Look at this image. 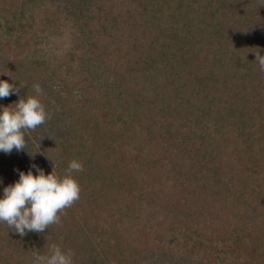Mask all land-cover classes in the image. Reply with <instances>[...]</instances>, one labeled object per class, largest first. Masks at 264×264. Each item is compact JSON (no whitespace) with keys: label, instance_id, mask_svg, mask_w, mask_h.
Returning <instances> with one entry per match:
<instances>
[{"label":"trees","instance_id":"trees-1","mask_svg":"<svg viewBox=\"0 0 264 264\" xmlns=\"http://www.w3.org/2000/svg\"><path fill=\"white\" fill-rule=\"evenodd\" d=\"M37 11L69 37L68 92L58 61L27 41ZM255 52L264 56V0H0V80L27 85L0 107L39 84L60 121L0 153V198L20 172L83 164L60 224L22 237L0 223V264H33L52 244L73 264H264Z\"/></svg>","mask_w":264,"mask_h":264},{"label":"clouds","instance_id":"clouds-1","mask_svg":"<svg viewBox=\"0 0 264 264\" xmlns=\"http://www.w3.org/2000/svg\"><path fill=\"white\" fill-rule=\"evenodd\" d=\"M255 61L264 73V56L260 52H255ZM25 86L16 87L0 80V99L19 94L20 88ZM33 91L34 95L20 98L14 103L15 107H0V152L25 150L26 134L51 118L39 99L43 89L35 84ZM36 171V175L31 170L20 172L19 180L5 187L3 198H0V223H5L22 237L27 232L43 233L50 226L60 224L61 216L81 195V186L73 173L82 172L83 164L76 159L69 162L63 176L55 173L54 166L47 175L38 167ZM73 256L72 250L65 252L52 244L46 255L34 256L33 264H73Z\"/></svg>","mask_w":264,"mask_h":264},{"label":"rangeland","instance_id":"rangeland-1","mask_svg":"<svg viewBox=\"0 0 264 264\" xmlns=\"http://www.w3.org/2000/svg\"><path fill=\"white\" fill-rule=\"evenodd\" d=\"M29 29L27 30V41L30 43L31 47L36 50V52L41 55L48 57L52 60L58 61L61 67V77L59 83L61 86H65L64 89L68 92L71 89V81L66 77L65 71V52L69 46V37L67 35H60L59 33H54L51 31V27L45 23L43 17L37 11L35 16L29 22ZM46 109V108H45ZM47 110V109H46ZM51 120H53L54 125L49 126L46 122L38 127L35 131H31L26 134V140L31 139L39 142L40 139L44 137H50L53 133L59 129L58 120H54L51 115ZM51 124V123H50ZM61 126V125H60ZM26 141V142H27ZM1 154H6L0 152ZM160 264V263H159Z\"/></svg>","mask_w":264,"mask_h":264}]
</instances>
